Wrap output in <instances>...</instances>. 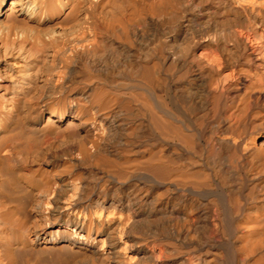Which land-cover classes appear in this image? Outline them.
<instances>
[{"label":"bare ground","instance_id":"1","mask_svg":"<svg viewBox=\"0 0 264 264\" xmlns=\"http://www.w3.org/2000/svg\"><path fill=\"white\" fill-rule=\"evenodd\" d=\"M0 264H264V0H0Z\"/></svg>","mask_w":264,"mask_h":264}]
</instances>
